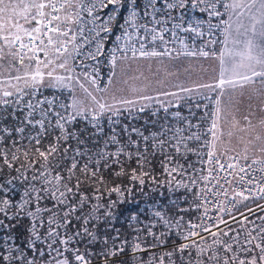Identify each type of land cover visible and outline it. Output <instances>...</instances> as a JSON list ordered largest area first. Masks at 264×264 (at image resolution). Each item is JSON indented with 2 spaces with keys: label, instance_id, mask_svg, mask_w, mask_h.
<instances>
[{
  "label": "snow or ice",
  "instance_id": "6c2138e0",
  "mask_svg": "<svg viewBox=\"0 0 264 264\" xmlns=\"http://www.w3.org/2000/svg\"><path fill=\"white\" fill-rule=\"evenodd\" d=\"M188 3L189 0H89L83 10L92 16L93 22L100 19L94 15L98 9L107 10L103 23L97 26L99 30L92 29L96 55L102 53L107 34L116 28L120 30L116 41H131L132 33L127 29L138 32L143 28L153 41L159 39L166 46L164 33L168 28H149L147 23L138 25V20L150 17L155 25L166 24L175 19L172 10L185 9ZM217 3L219 0H191L192 8L206 4L200 11H207L210 17L221 15L216 9ZM73 7V0H0V61L10 58V67L18 62L25 68L35 62L33 71L26 70L23 76L8 78L9 84L11 80H23V88L10 84L14 91H9L0 84V264H264V216L259 217L262 223L256 224L239 213L245 223L252 225L248 228L241 225L239 229H232L222 217L217 218L218 223L205 227L185 222L183 213L190 209L181 207V202L187 203L186 195H174L167 204L161 203L166 195L161 191L164 187L173 194L180 188L192 192L188 183L175 180L173 173L182 172L184 165L177 163L167 149L177 154H181L182 148L184 152L195 153L197 150L189 147L188 142L200 141V135L192 132L185 136L186 129L180 127L173 130L167 116L160 117L157 131H141L127 124L120 126L119 131L115 127L106 130L102 123L105 115L110 114L107 116L109 124H120L113 117L123 115L121 108L102 103L103 98L98 99L83 83L79 86L84 97L73 94L70 103L48 98L33 101L31 97L36 96L35 90L44 83L45 77L51 87L72 89L74 80L79 83L80 78L73 75L75 69L69 61L75 59L73 52H78L80 46L73 44L69 51L68 44L75 36L72 41L62 39L68 36L63 25L72 17L66 14L62 19L59 15L61 10L67 13V9ZM224 7L238 17L235 31L230 21L220 22L225 25L222 41L225 47L218 54V76L212 83L198 84L196 88L219 92L211 113V127L207 129L212 141L205 143L215 149L216 142L224 144L223 137L227 136V143L235 140L237 146H243V153L233 158L237 163L227 167L236 170L243 159L245 164L238 168L237 175L243 173L239 181L251 187L234 193L235 204L264 199V116L255 124L249 115L237 119L239 108L233 98L227 103L222 99L229 89L240 88L243 96V89L256 83V78L261 85L260 95L264 97V0H232ZM160 13L166 19H157ZM183 20L181 14L180 22L173 24L174 37L175 29L195 33L198 37L205 35L199 27H192L191 22L184 28ZM202 23L196 20L198 26ZM216 27L219 25L209 23V39L205 44L218 42L211 39L212 29ZM179 43L188 48L183 39ZM128 48L129 45L124 46L125 55L119 59H127ZM118 50H122L120 45L112 49L110 58L114 69ZM131 51L135 57L137 49L131 47ZM39 53H43V60ZM184 54L217 56L215 51H205L204 46L198 52ZM50 55L55 59H50ZM87 55L96 59L91 52ZM165 55H171L166 47L164 51H147L143 42L139 45L140 57ZM26 56L29 65H25ZM57 69L67 75L56 74ZM83 75L93 85L97 83L95 76ZM180 91L191 92L192 89L181 88ZM138 98L153 99L151 96ZM112 99L115 100V96ZM116 103L130 109L135 107L136 101L120 99ZM161 106L164 107L162 103ZM146 107L141 106L139 112H144ZM164 111H168L167 107ZM158 112L159 109L152 116H157ZM172 116L181 117V113L177 111ZM181 119L189 128L198 126L186 118ZM157 123L152 121L153 126ZM133 133L137 139L132 138ZM24 140L28 145L21 144ZM112 145L116 146L114 151L110 150ZM158 155L162 159L157 160ZM207 155L208 163H212L216 152L210 150ZM157 163L162 170L160 175L166 174L172 179L161 180L153 175ZM216 164L220 169L225 167L218 160ZM256 172L261 175L257 177ZM249 173L253 175L249 177ZM210 177L216 179L212 169L199 180L207 182ZM189 183L196 185L197 180L191 179ZM137 195L143 199V207ZM195 207L199 209L202 205ZM257 208L264 210V205ZM219 211L230 210L220 208ZM247 211L251 214L253 209ZM204 215H207L206 209ZM231 219L236 222V217ZM220 225L228 231H223ZM213 228L216 231H212ZM202 233L212 236L210 243Z\"/></svg>",
  "mask_w": 264,
  "mask_h": 264
},
{
  "label": "built area",
  "instance_id": "2783aa9c",
  "mask_svg": "<svg viewBox=\"0 0 264 264\" xmlns=\"http://www.w3.org/2000/svg\"><path fill=\"white\" fill-rule=\"evenodd\" d=\"M228 1L229 0H219V3L216 4V9L221 13V15L218 17L217 16L210 17L207 11L205 12L200 11V8L207 7L206 4H200L198 5V7L192 8L191 0H189V3L186 5L185 9L172 10L171 14L175 19L168 20L166 24L155 25L150 22L151 20L150 17H142L141 19L138 20L137 22L138 25L147 23L149 28L156 27L157 30H159L161 27L168 28L169 31L164 33V40L168 41L166 46L162 44L159 39L153 41L151 39V34L146 33L143 28H140L138 32L136 29L128 28L127 30L130 33H132V40L116 41L115 36L120 34L119 28H116L113 33L107 34V39L105 40L102 53L96 55L95 50L97 45H96L95 31H92V29L95 28L96 31L99 30L97 26L103 23L104 19L106 18L107 10L98 9L97 12L94 13V15H98L100 19L93 22L92 16H90L86 10H83L85 7L89 5V0H73L75 7L67 9V13H65L64 10H61V12L59 13L62 19L66 14L72 17L71 20H68L63 25L64 30L68 31V36L62 37V39L66 41H72V37L75 36V40L68 44L69 51H72L73 44L79 45L80 47L78 52H73V56L75 57V59L71 60L70 63L75 62L74 66L77 67L78 65L81 67L88 66L89 70L90 68H92L93 65L96 64H99L101 66H109V68H111L112 64L110 63V58L112 55V49L115 48L117 45H120L122 49V50H118L115 53L118 59L125 55V52L123 50L125 45H129V48L127 50V57L133 56L131 47H135L137 49L136 56L140 57L139 45L141 42L145 44V50L147 51H152L153 49L157 51H164L166 47L171 52V54L174 55H176L177 53H181L185 55L184 53L188 51L198 52L201 46H204L205 51H210V52L215 51L216 53H218L223 35V28L225 26L220 22L225 21L226 9L224 5L228 4ZM159 2H162V0H159ZM210 2H215V0H210ZM181 14H183L184 16V20L182 22V26L184 28H187L189 26V22H191L192 27H199L200 30L205 33V35L203 37H198L196 36L195 33H191V32L185 33L181 29H175L176 36L174 37L172 35L173 24L180 22L179 16ZM77 18H78V22H77ZM157 19H166V17H164L163 14L160 13L157 14ZM196 20L203 21V23L198 26L196 24ZM209 23L219 25V27L212 29V34H211V39L218 41L216 44H205V42L209 39V33H208ZM81 29L83 30L82 33H81ZM104 35H105L104 33H101V36ZM141 38H143V40ZM181 39H183L185 44L188 45L187 49H185L179 43ZM25 43H27V38H25ZM89 52L96 55L95 60L91 59L87 55ZM39 56L41 60L44 59L43 53H39ZM90 72L94 73L95 74L94 76L97 79L102 78L101 75L98 72H96V70H90ZM78 73L81 76L85 77L83 75L84 73H81L80 71ZM89 76H93V75H89ZM97 83L101 84V81L99 82V80H97ZM35 91H36V96L31 98H36L38 96V90L36 89ZM198 104L200 105L199 107L196 106ZM214 109H215V98L212 95L202 96L200 98L198 97L193 101V103H191L188 106H185L184 108L187 114L186 116H184V118L190 120L191 124L198 125L197 130L193 132L200 135L201 139L200 141H196L197 145H195L193 148H195L197 151L195 153H190L192 154V157L189 160L185 161L184 163H179L181 165H184L183 171L178 173H173L175 180H183L185 183H188L189 187L192 188V192H188L187 189L185 188H180L177 192L187 191L192 196V201L196 211L195 217L191 221L192 223L203 224V226L208 227L209 225L218 223L217 218L222 217L224 220L228 221V225L232 229H239L241 225H243L245 228L251 227L252 225L245 223V221H243L242 217L239 215V213H244L246 216H248V219L250 221H255L256 224H260L262 223V221L259 220V217L264 216V210L258 209L257 205H264V199H254V200L250 199L242 203H235V204L233 203L235 192L251 187L250 185H247L246 183L239 181V175H243V173L237 175L238 168L240 166H244L245 161L241 159L237 164L236 170H233L228 168L227 166L229 164L237 163L233 159L234 157L231 156L229 157L216 153V156L213 157L212 163H208L207 153L210 150L213 151V149L210 148V144H206L205 141L210 142V140L212 139V136L207 131V129L211 127V120H212L211 113L214 111ZM170 111H171L170 113L171 116L172 113L177 112L173 109H170ZM189 113L190 116H188ZM197 114H199L198 120L197 119L194 120L193 116L195 115L197 116ZM174 118L179 119L180 117H174ZM182 122L183 124H186L184 123L183 120ZM112 146L116 147L115 145ZM112 150L114 151L115 149ZM181 153L185 154L188 152H184V150H181ZM217 160L219 161L220 164H223L225 166L224 169L219 168V165L216 164ZM201 161H203V163ZM248 163H251V161H248ZM189 165H191V167H189ZM209 169H212V176H215L216 179H212L210 177L209 181L207 182L199 180V177L201 175H205V176L209 175ZM245 170L247 171V168ZM229 173H232V175H229ZM252 175L253 173H249V177ZM255 175L258 177L261 175V173L256 172ZM166 178L172 179L171 177H167L165 174V179ZM191 179L197 180L196 185H191L189 183ZM247 179L248 177H245V180ZM228 181H232V182L229 183ZM173 188H175V182H173ZM161 191H164L166 194L171 193L168 192L167 187L162 188ZM235 199L239 200V197H236ZM161 203L167 204L168 202L165 201L163 198H161ZM196 204H201L202 207L197 209L195 207ZM220 208H224L230 211L221 212L219 211ZM249 208L253 209V212L251 214H249L247 211V209ZM205 209L207 210V215H204ZM233 216L236 217V222H234L231 219V217ZM187 219L188 218L184 217V220ZM186 226L187 225H185V227ZM220 228L223 229V231H228V228L225 227L224 225H220ZM195 231H200V229H195ZM212 231H216V229L213 228ZM202 235L205 236L207 242L209 243L211 242L212 240L211 235L207 233H202ZM197 240L199 242V238H197Z\"/></svg>",
  "mask_w": 264,
  "mask_h": 264
},
{
  "label": "rangeland",
  "instance_id": "374dc122",
  "mask_svg": "<svg viewBox=\"0 0 264 264\" xmlns=\"http://www.w3.org/2000/svg\"><path fill=\"white\" fill-rule=\"evenodd\" d=\"M21 23H23V20H21ZM5 51H7V49H5ZM177 56L185 57L186 59L175 63L173 61H163L159 57L151 56H130L124 60L118 59L115 69L111 66L110 73L107 75L109 78L107 77L108 79L106 78L102 85L100 83L93 85L88 79H86L87 82L85 80V82L80 80L77 86L80 88V83H83L85 87L93 93V95L97 96L98 99L103 98L101 99L102 103L114 104L115 107L121 109L125 107L116 103V101L120 99L135 100V106H143L149 103H155L161 106L160 102L164 101L165 103H162L163 105L179 103L178 101L185 96H192V99H194L212 95L216 101L219 95L218 91L212 92L207 89H197L196 85L212 83L213 79L217 77V58H215V56H189L186 54H180ZM53 57L54 56L50 55V59H54ZM9 59L10 58H6L5 60L0 61V64H3V67H0V84H4L7 90L14 91L10 84L18 85L23 88V80L20 82L11 80L9 84L8 78L16 75L23 76L26 70L29 72L33 71L35 69V62H31L29 65V61L25 57V65H29V67L25 68L24 65H20L18 62L15 63L14 67H10L8 63ZM16 69H19V71ZM56 74L67 75V73H65L62 69H57ZM249 86H246L243 89V96L240 95L241 89L239 88L237 90H227L222 98L225 103L229 101L230 97L233 98L236 107L239 108V111L236 112L237 119H242L243 115H249L250 118V104L253 103V105H255L260 101L264 102V97L260 95L261 87L251 88ZM47 87L53 89L67 88L51 87L49 86V79L45 77L44 83L39 85L36 89ZM133 88L137 89V91L133 92ZM181 88L192 89V91L181 92ZM97 89H101L102 91H97ZM75 92L77 93V96H79V92L82 94L83 89L80 88L79 92ZM164 92L176 93V95H160V93ZM113 96H115V100L112 99ZM139 96H151L153 99L151 101H144L140 100L138 98ZM221 124H224L223 120L221 121ZM223 139L225 143L221 144L217 141L216 148L213 149V151L229 157H235L237 153H243V146H237L235 140L229 144L227 143V136L223 137ZM211 141L212 139L210 142ZM185 208H189V214L190 216L192 215V217H188L185 222L192 221L196 214L193 201Z\"/></svg>",
  "mask_w": 264,
  "mask_h": 264
},
{
  "label": "trees",
  "instance_id": "16d2710c",
  "mask_svg": "<svg viewBox=\"0 0 264 264\" xmlns=\"http://www.w3.org/2000/svg\"><path fill=\"white\" fill-rule=\"evenodd\" d=\"M27 58V56H26ZM55 59V57H53ZM159 58L163 61H173L174 63L177 62V61H182V60H185L186 58L185 57H181V56H177V55H165V56H159ZM34 62V61H33ZM60 62V61H59ZM71 62V60L69 61V63ZM75 62H72L70 63V65L72 67H74L75 71L73 73L74 76H79L80 80H85L87 78H83V76H81L78 72L80 71L81 73H88L89 75H95L94 73L90 72V70H96V72H98L100 75H101V79H97L99 80V82L101 81V84H103V82H105L106 78L109 76H107L109 73H110V68L109 66H101L99 64H96V65H93L92 68H90L89 70V67L88 66H85V67H81L78 65L77 66H74ZM79 70V71H78ZM107 78V79H108ZM79 80V81H80ZM84 81V82H85ZM259 81V80H257ZM252 84L251 88H258L257 86H259L260 82H257ZM87 82V81H86ZM77 83L75 80L73 81V88L72 89H69V88H63V89H56V88H40V89H37L38 90V96L36 98H32L33 101L35 102L36 99H44V98H48V99H56L58 100L59 102H62V103H70L71 102V97L72 95H77V93L75 91H80V88H78L77 86ZM257 84V85H256ZM88 85V83H87ZM239 89V88H237ZM236 89V90H237ZM230 93V91H229ZM84 92L82 94H80L79 92V97L83 98L84 97ZM26 100L28 99V97L25 98ZM197 99V98H194L192 99V96H185V97H182V99L180 101H178L179 103H171V104H168V105H163L164 107H167L168 111L165 112L164 111V107L160 106V105H157L155 103H149L147 104V107L145 108V111L144 112H139V108L141 106H135V107H132V108H122L121 111L123 113V115L119 116V117H113V120H119L120 121V124H109L107 122V116L110 115V114H106L102 123L105 127V129L107 130L108 128L110 127H115L117 129V131H119L120 129V126H122L123 124H127L129 125V127H136V128H139L141 131H144V129H148V131H157L160 127V123H159V119L160 117H163V116H167L168 117V124L173 128V130L176 128V127H180V128H185L186 131L183 133V135L187 136V135H190L191 132L197 130V127H191L189 128L188 125L186 124H183L182 122V119L181 117L184 118V116H186V112L184 110L185 106H188L190 105L191 103H193V101ZM161 103H165L164 102H160ZM157 109H159V112L157 114V116H152V113L153 112H156ZM170 109H173L175 111H178L181 113V117L179 119H176L174 118L173 116H171V111ZM190 116V113L189 115ZM198 116L199 114H197V116H193V119L194 120H198ZM153 120H156L158 121V123L153 126L152 124V121ZM193 120V121H194ZM194 126H196L195 124H192ZM148 132H145V135H147ZM132 135V138H135L137 139V135L136 134H131ZM169 136L172 135L171 132L168 133ZM28 141L27 140H24L21 142L22 145H28ZM195 145H197V142L196 141H189L188 142V146L193 148ZM110 149H115L114 146H110ZM133 151L135 149H132ZM183 150V148L181 149ZM167 152L169 155H172L175 157V161L177 163H184L185 161L189 160L191 157H192V154L190 153H181V154H177L175 153L172 149H167ZM157 160L159 159H162L161 156H157L156 158ZM155 168H156V171L153 173V175H156L158 177V179H161V180H164L165 179V174L164 175H160L161 173V168L159 166V164L157 163L155 165ZM20 191L22 192L23 189H20ZM174 195L175 196H181V195H186L187 196V203H184V202H181V207H186L187 205H189L191 202H192V196L190 193H188L187 191H179V192H175V194H173L172 192L171 193H167L165 195V197H162L165 201L168 202V199L169 197H173L174 198ZM137 200L140 201V206L143 207V199L137 195ZM184 217H192V215L190 216L189 214V211L186 212V213H183Z\"/></svg>",
  "mask_w": 264,
  "mask_h": 264
},
{
  "label": "crops",
  "instance_id": "0c3cea01",
  "mask_svg": "<svg viewBox=\"0 0 264 264\" xmlns=\"http://www.w3.org/2000/svg\"><path fill=\"white\" fill-rule=\"evenodd\" d=\"M231 2H232V0H229L228 4H230ZM237 19H238V17L236 16L234 11L226 10L225 21H230V23L232 24L233 32L235 31V28H236ZM244 22L247 23L246 20ZM223 39H224V33L222 35L219 51L225 47V45L222 43ZM228 46L231 47V41H229V45ZM218 54H219V52H218ZM218 54H217V56H215V58H217V64H218L217 76H218V73H219ZM257 80H259V78H256V81ZM257 82H259V81H257ZM257 87L260 88L261 85L259 84V86H257ZM249 109H250V119L252 120V122L254 124L257 123L262 116H264V112H263L264 111V102L260 101V102L256 103L255 105H253V103H251ZM251 155H252V153L249 152V156H251ZM185 218H187V217H185Z\"/></svg>",
  "mask_w": 264,
  "mask_h": 264
}]
</instances>
